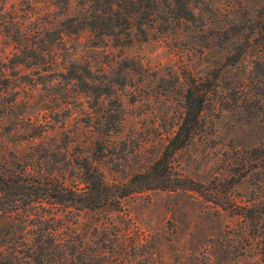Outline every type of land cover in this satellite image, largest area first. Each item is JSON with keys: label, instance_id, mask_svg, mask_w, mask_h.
I'll return each mask as SVG.
<instances>
[{"label": "rangeland", "instance_id": "1", "mask_svg": "<svg viewBox=\"0 0 264 264\" xmlns=\"http://www.w3.org/2000/svg\"><path fill=\"white\" fill-rule=\"evenodd\" d=\"M191 6L189 20L115 40L62 27L79 0H0V174L81 185L91 162L106 182L126 181L173 134L189 78L209 87L199 130L173 157L207 196L147 189L118 207L21 212L48 208L57 236L110 264H264L261 236L239 213L264 204V0Z\"/></svg>", "mask_w": 264, "mask_h": 264}, {"label": "trees", "instance_id": "2", "mask_svg": "<svg viewBox=\"0 0 264 264\" xmlns=\"http://www.w3.org/2000/svg\"><path fill=\"white\" fill-rule=\"evenodd\" d=\"M193 1L79 0L80 12L68 16L61 25L69 31L89 28L99 35L125 40L132 33H145V26L166 29L173 21L191 19ZM208 91L205 82L189 78L183 115L173 134L160 155L126 181L106 182L102 172L91 162L81 165V185L67 184L65 178L55 174L36 176L23 170L0 174V247L6 264H110L85 240L77 236L65 239L57 236L53 232L55 217L48 214V208L35 217L22 215L32 204L75 209L118 207L126 196L147 189L195 190L207 196L200 184L179 174L173 157L199 130ZM240 208L239 213L261 236L264 252V204H244Z\"/></svg>", "mask_w": 264, "mask_h": 264}]
</instances>
